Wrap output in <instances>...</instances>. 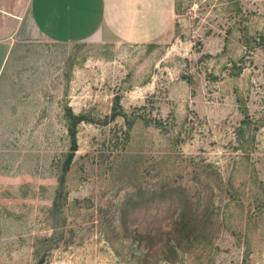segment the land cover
<instances>
[{"label": "rangeland", "instance_id": "374dc122", "mask_svg": "<svg viewBox=\"0 0 264 264\" xmlns=\"http://www.w3.org/2000/svg\"><path fill=\"white\" fill-rule=\"evenodd\" d=\"M173 15L4 61L0 264H264V0Z\"/></svg>", "mask_w": 264, "mask_h": 264}, {"label": "crops", "instance_id": "0c3cea01", "mask_svg": "<svg viewBox=\"0 0 264 264\" xmlns=\"http://www.w3.org/2000/svg\"><path fill=\"white\" fill-rule=\"evenodd\" d=\"M173 16V0H0V69L24 47L164 41Z\"/></svg>", "mask_w": 264, "mask_h": 264}, {"label": "trees", "instance_id": "16d2710c", "mask_svg": "<svg viewBox=\"0 0 264 264\" xmlns=\"http://www.w3.org/2000/svg\"><path fill=\"white\" fill-rule=\"evenodd\" d=\"M264 47V46H262ZM117 105V104H116ZM68 120L70 122L69 127H68V136H69V141H70V147H69V153L65 159V161L63 162V172H66L69 164L72 160L73 154L76 151V147H75V134H74V127L82 121L81 116H73L71 113L68 115ZM128 127L130 126L129 123H127ZM63 181V178H60V185L61 182ZM36 264H41V262L39 261Z\"/></svg>", "mask_w": 264, "mask_h": 264}]
</instances>
